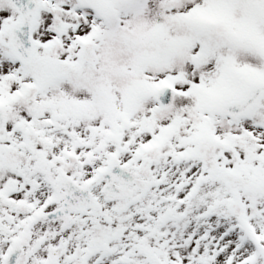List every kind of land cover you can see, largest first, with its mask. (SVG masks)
<instances>
[{"label":"snow or ice","instance_id":"obj_1","mask_svg":"<svg viewBox=\"0 0 264 264\" xmlns=\"http://www.w3.org/2000/svg\"><path fill=\"white\" fill-rule=\"evenodd\" d=\"M0 264H264V0H0Z\"/></svg>","mask_w":264,"mask_h":264}]
</instances>
